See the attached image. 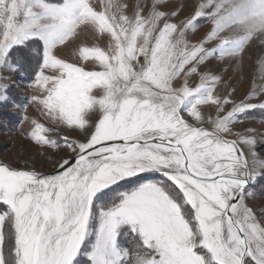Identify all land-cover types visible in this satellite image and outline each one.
<instances>
[{
	"label": "snow or ice",
	"instance_id": "obj_1",
	"mask_svg": "<svg viewBox=\"0 0 264 264\" xmlns=\"http://www.w3.org/2000/svg\"><path fill=\"white\" fill-rule=\"evenodd\" d=\"M185 7L0 0V103L4 73H31L50 126L25 115V138L67 153L50 174L0 162V264H264V217L246 203L264 160L241 147L254 149L255 129L234 132L264 113V85L237 98L228 69L210 67L239 72L258 47L264 69V0ZM85 32L79 62L57 54Z\"/></svg>",
	"mask_w": 264,
	"mask_h": 264
},
{
	"label": "rangeland",
	"instance_id": "obj_2",
	"mask_svg": "<svg viewBox=\"0 0 264 264\" xmlns=\"http://www.w3.org/2000/svg\"><path fill=\"white\" fill-rule=\"evenodd\" d=\"M94 3H99V0H93ZM103 2H107V0H103ZM120 3H128L129 5H134L136 0H119ZM151 0H148L150 3ZM173 3H180L181 0H172ZM183 2L187 5V11L184 13L183 17L189 16L193 11V5L197 3V0H183ZM129 14H131V8H129ZM209 25L207 23H201L197 31L204 29L201 37L207 32ZM206 30V31H205ZM196 31V32H197ZM191 39V38H190ZM200 39V38H199ZM192 40V39H191ZM198 39H194L192 41H196ZM94 42V37L91 33L85 32L82 34L75 43L69 44L67 48H62L58 50V55L62 58L69 60L68 55L73 54L78 56V46H82L84 44L91 46ZM101 46H106L107 41L103 40L99 42ZM261 55V50L257 48H250L246 54V57H249V61L244 65V67H248V80H247V93L250 91L259 90L260 85H264V80H261L259 77L264 71L262 66L258 64L257 59ZM76 61V60H75ZM219 68H212L211 70L215 72H221L222 69L227 68L228 71L226 73L227 79L229 76L232 79L235 78L234 73L236 75L238 72H233L231 67L227 62L224 64H216ZM86 68H91V65H85ZM4 75H11V80L4 81L10 85L8 88V97L9 99L6 102L0 103V162L11 164L13 167H30L34 168L38 172L41 173H49L53 171L54 162L59 156H66L67 153L60 152L59 156L57 153L51 149H41L36 146L34 143H31L29 140L25 139L18 127L21 125L23 112L33 103L30 102V97L32 95H38L35 88L31 86V80L27 79V77H33L32 74H27L23 76L12 75L11 73H4ZM231 79V80H232ZM242 79V76L239 78ZM197 79H193L190 81L192 86H195L197 83ZM255 83L256 88H253V84ZM220 85V84H219ZM218 85V86H219ZM246 87V81L244 82ZM224 86V88H223ZM227 91L225 85L221 83L218 92L220 94H224ZM245 91V92H246ZM244 92V93H245ZM245 94H242L243 97ZM213 110V111H210ZM208 112L214 114V109L208 108ZM47 126V125H46ZM253 128L255 129V139L256 144L254 149L249 148L248 146L241 145L246 156L251 159V152H256L261 160H264V113L256 110L252 114V119L244 120L243 122L237 124L234 128L235 131L243 132L246 129ZM63 135L69 136V138L74 137L76 134L71 132L70 130H62ZM230 139H235V136L229 137ZM261 173H264V169H258ZM151 179H160L158 174H146ZM142 182V181H139ZM125 184L123 188L127 187ZM248 192L251 193L250 196L246 198V203L249 207H252L256 210L258 220L260 217H264V174L256 177V180L251 184L248 189ZM261 226L264 227V221H261ZM79 264H87V259L85 256L81 255L78 258Z\"/></svg>",
	"mask_w": 264,
	"mask_h": 264
},
{
	"label": "bare ground",
	"instance_id": "obj_3",
	"mask_svg": "<svg viewBox=\"0 0 264 264\" xmlns=\"http://www.w3.org/2000/svg\"><path fill=\"white\" fill-rule=\"evenodd\" d=\"M186 11H187V7L184 8L183 15H184V13ZM203 32H204V29L195 32V34H190V38L192 40L199 39V38H201V35H202ZM248 61L250 63L249 57L245 56V59H244V62H243V66H242V70L239 71L237 75H236V73H234L235 78L230 81V86H235V88H236L235 97H237V98L241 97L242 94H246L247 93V91H246L247 90V80H248L249 76H248V67H244V65H246V63ZM210 66H212L213 69L214 68H219L216 64H212ZM204 70H207V69H204ZM224 76L226 78V73L224 74ZM241 76H242V79H239ZM245 81H246V87L244 85ZM220 85L218 86V89L220 88ZM223 88H224V86H223ZM210 111H213V110H210Z\"/></svg>",
	"mask_w": 264,
	"mask_h": 264
},
{
	"label": "crops",
	"instance_id": "obj_4",
	"mask_svg": "<svg viewBox=\"0 0 264 264\" xmlns=\"http://www.w3.org/2000/svg\"><path fill=\"white\" fill-rule=\"evenodd\" d=\"M69 61L71 62H79V57L77 55L69 54L68 55ZM76 60V61H75ZM213 113V112H212ZM27 115L31 119H36L39 122L45 123L47 126H50L49 122L45 120L43 115L41 114V110L38 105H31L29 106L24 112L23 117ZM30 125L27 121H21V125L18 127V130L20 131L21 135L25 138L24 133L29 129ZM27 139V138H25ZM28 140V139H27ZM152 179V178H151ZM157 180V179H153ZM144 182V181H142Z\"/></svg>",
	"mask_w": 264,
	"mask_h": 264
},
{
	"label": "trees",
	"instance_id": "obj_5",
	"mask_svg": "<svg viewBox=\"0 0 264 264\" xmlns=\"http://www.w3.org/2000/svg\"><path fill=\"white\" fill-rule=\"evenodd\" d=\"M30 74V73H29ZM27 79H33V77L31 78V77H27ZM156 179L158 180V177H156ZM132 186H134L133 184L132 185H127V187H125V189H127V188H130V187H132Z\"/></svg>",
	"mask_w": 264,
	"mask_h": 264
},
{
	"label": "water",
	"instance_id": "obj_6",
	"mask_svg": "<svg viewBox=\"0 0 264 264\" xmlns=\"http://www.w3.org/2000/svg\"><path fill=\"white\" fill-rule=\"evenodd\" d=\"M50 173H52V172H49V173H45V174H50Z\"/></svg>",
	"mask_w": 264,
	"mask_h": 264
}]
</instances>
